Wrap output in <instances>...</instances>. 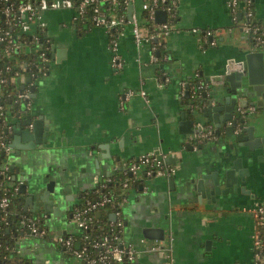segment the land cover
I'll use <instances>...</instances> for the list:
<instances>
[{"label": "crops", "instance_id": "crops-1", "mask_svg": "<svg viewBox=\"0 0 264 264\" xmlns=\"http://www.w3.org/2000/svg\"><path fill=\"white\" fill-rule=\"evenodd\" d=\"M142 1L134 2L133 13L141 35L147 36ZM226 1L177 0L176 19L163 38L167 53L158 63L149 62L147 43L136 46L131 24H124L116 37L123 63L119 70L111 65L110 38L103 28L81 25L73 10L43 13L45 67L47 63L50 67L34 82L29 108L33 119L41 117L48 127L47 141L41 148L21 150L18 156L12 150L5 165L12 178L16 175L38 193L47 180L54 181L51 211L39 210L47 216L51 236L76 235L72 210L83 193L134 157L153 151L162 153L174 172L151 177L138 172L139 185L129 190L121 207L123 241L135 247L136 263L253 264L254 221L245 210L264 202V178L255 180L250 173L251 180L238 179L230 195L214 203L205 198L194 203V193L188 191L191 178L199 171H214L215 161L228 151V141L203 143L202 137L182 133L179 126L182 119L193 118L181 99V84L185 87L200 76L209 88L210 77L222 73L227 60L239 59V51L252 46L233 22ZM252 2L255 19L264 23V0ZM205 31L210 33L206 38ZM37 204L41 206L40 201ZM150 227L163 229V239L145 238L142 231ZM151 245H169L173 262L162 249L148 251ZM15 247L21 264H83L49 239L25 235Z\"/></svg>", "mask_w": 264, "mask_h": 264}, {"label": "built area", "instance_id": "built-area-1", "mask_svg": "<svg viewBox=\"0 0 264 264\" xmlns=\"http://www.w3.org/2000/svg\"><path fill=\"white\" fill-rule=\"evenodd\" d=\"M6 4L0 6V14L4 18V25L0 23V45L2 46V55L6 57L9 62L15 60L13 52H21L27 54L29 51H35L40 53L41 65L38 70L45 67V62L47 60V47L42 48L41 42H39L38 37L33 34L32 40H24L23 35L29 34L32 30L44 31L45 23L43 22V13L49 10H60L67 9L73 10L75 13L74 19L81 20L86 15L87 11L91 10V20L94 27L103 28L109 35L113 36L109 40V47L111 50V65L119 70L122 68L123 63L118 53V46L116 37L119 35L122 26L124 24V18L118 16L114 13H106L102 11L101 7L104 4H115L119 3L128 7L134 4L136 0H4ZM177 5V0H143L141 3V10L149 18L153 19L155 13L158 9H162L166 16L167 14H173L175 7ZM227 8L231 12L233 22H236L237 16L240 19L241 31L249 42L254 46H260L264 48V31L258 33L259 28L257 25L252 23L254 20V10L252 0H227ZM128 20V19H127ZM128 22L132 26L133 40L136 46H140L143 43H147L150 58L149 62H155V56L153 52L156 50L155 46L152 44V39H157L159 35L165 36L171 30L166 21L161 23L162 32L156 35L142 36L139 30V18L135 13H132L131 20ZM5 26H10L9 30ZM12 26L16 27L13 31ZM193 32H198L197 29H192ZM210 33L204 32L203 37H208ZM23 37V38H22ZM22 47L25 50L22 52ZM14 69H13V68ZM46 68V67H45ZM7 71H12L10 79H7L1 74L0 68V123L5 129L10 130L11 122L8 121L6 109L3 107V97H4V86L7 82H16L18 86H23V88H18L16 91L15 102L22 101L28 108L31 104V91L30 87L34 85L32 76L26 74L28 69L27 62L16 61L14 64H7L5 68ZM4 71V70H2ZM46 71V70H45ZM44 71V72H45ZM43 72V73H44ZM30 77V81L27 82L26 78ZM208 84L205 81H199L196 85L197 90H207ZM181 88V96L185 93V87L183 84ZM146 99V94L144 91L139 93ZM9 95V93L7 94ZM132 93H128L122 98V102L131 96ZM248 111H252L253 107H249ZM244 109H239L237 112L243 113ZM12 116H10L11 118ZM210 127H205V132L203 136H211ZM7 134L0 132V152L5 153V155L10 154L12 151L9 141L7 140ZM124 173L129 175H134L137 177L138 172L144 171L147 177L151 176H170L174 169L168 167L165 163V156L159 152H147L138 155L131 159L125 167L122 168ZM111 180L110 175H105L98 181L97 185L104 187L105 182ZM21 183V182H20ZM121 185L126 189L129 185V178L124 177L121 181ZM123 203L120 208L126 203V198L123 199ZM10 199L3 196L0 199V208H6L9 205ZM111 201L108 194L102 193L98 200L86 202V207L83 209L76 208L72 213V218L76 223L79 231H85L88 228V224L93 220L92 214L98 208L105 207L107 203ZM254 221V231L252 235V247H253V264H259V259L264 255V202H260L252 207L245 210ZM115 220L110 221V231L115 228L119 230L123 227V218L121 216V209H118L115 213ZM39 221L31 216L21 215L17 222V229L21 230V236H30L33 238H45L52 240L54 243L59 245L65 252L70 254L76 260L82 262L83 264H138L136 263L137 251L132 244L125 243L118 235H103L98 239H89L87 234H84L80 238L72 234H59L51 236L49 229L40 227ZM20 236V237H21ZM162 249L165 252L166 258L173 262V257L171 255V248L169 245L164 247H157L151 245L147 247L148 251H156ZM16 254L18 250L16 249ZM0 264H4L0 260Z\"/></svg>", "mask_w": 264, "mask_h": 264}, {"label": "water", "instance_id": "water-1", "mask_svg": "<svg viewBox=\"0 0 264 264\" xmlns=\"http://www.w3.org/2000/svg\"><path fill=\"white\" fill-rule=\"evenodd\" d=\"M133 9V4L127 7L128 20H131ZM165 16L163 10H157L155 13V19H159L161 23L165 21ZM253 47L252 45L249 49L239 51V59L227 60L224 71L217 77H210L209 92H202L203 105L197 108L186 103L193 118L189 121L184 119L180 121L179 126L183 127L180 132L197 134L203 138V143L211 142L216 145L223 140L228 141V151L215 161L216 169L209 174L199 171L191 178L188 191L194 193V203L201 204L204 198L207 203H214L217 198L230 195L231 187L236 191L238 179L246 181L250 173L255 180L257 176L264 178V51ZM58 55L59 51L56 56ZM50 57L52 58V55ZM46 67L49 68L50 63H47ZM30 80L28 76L26 81ZM34 87V85L30 87L31 98L35 97ZM20 106L27 114L23 116L24 118L19 113L12 116L10 130L5 129L11 149L13 151L15 149V156L20 155L21 150L43 147L48 134V127H44L43 119L41 117L33 119L31 109L24 103ZM250 106L255 107V110L248 111L247 108ZM239 109L245 110L242 116H238ZM14 118L20 119L16 121ZM205 122L211 123L210 135H214V138L209 135L203 136ZM220 128L224 129V134ZM21 141L24 144L19 145L18 142ZM13 167L11 164L10 169ZM13 179L18 178L14 175ZM248 179L251 180L250 177ZM168 180L170 182L172 178ZM20 182L19 192L24 194L23 211H29L28 208L30 212L43 209L49 213L53 207L49 196L53 192L54 181L47 180L41 193L29 189L26 183ZM38 201L41 202V206L37 204ZM109 219L115 220V216L111 214ZM142 233L148 239H163L161 228H145Z\"/></svg>", "mask_w": 264, "mask_h": 264}, {"label": "trees", "instance_id": "trees-1", "mask_svg": "<svg viewBox=\"0 0 264 264\" xmlns=\"http://www.w3.org/2000/svg\"><path fill=\"white\" fill-rule=\"evenodd\" d=\"M6 2L4 0H0V6H4ZM102 11L108 13H114L118 16H122L124 18V24L128 23L127 20V7L123 4L115 3V4H104L101 7ZM254 10V9H253ZM92 11H87L86 15L83 19L79 20L81 25H85L87 28L94 27V24L91 20ZM142 22L148 29V35H156L162 32L161 30V23H157L154 19L149 18L146 14H142ZM255 18V17H254ZM176 16L173 14H167L166 16V23L172 27ZM0 23L4 25V18L0 14ZM236 25L241 26L240 19L237 16ZM254 25H257L259 28L258 33L264 31V23L259 22L258 20H252ZM123 24V25H124ZM8 30L10 26H5ZM13 31L16 30V27L12 26ZM35 34L38 37L39 42H41V47L45 48L46 45L43 43V31H36L32 30L29 34H24V40L30 41L32 40V35ZM22 37V38H23ZM113 36L109 37L112 38ZM164 36L159 35L157 39H152V44L155 46L156 50L153 52L155 56V62H160L162 57L166 55V47L163 42ZM2 46L0 45V68L1 74L5 76L7 79L11 78L12 70L7 71L3 68L9 63L14 64L16 61H24L28 64V69L26 74L32 76L33 82H36L37 77L43 75V72L46 68H42L38 70V67L41 65V58L40 53L35 51H29L27 54L14 51L13 55L15 60L9 62L6 57L2 55ZM159 54V55H158ZM4 70V71H2ZM201 80L200 76H197L193 81L188 83L185 86V93L181 96L182 100H186L185 103L188 102L189 105H193L194 107H200L203 105L204 99L202 97L203 90H197L196 85ZM206 82V81H205ZM207 83V82H206ZM20 86L17 85L16 82H7L4 86V97H3V107L7 109V107L11 106L13 109L7 115L8 121H10V116H15L17 113L20 115H25V111L21 109L20 104L23 103L22 101L15 102L16 91ZM207 90H210L208 88ZM188 92V94H187ZM9 93V95H7ZM0 132L4 134L5 127L0 123ZM7 159V155H2L0 152V199L3 196H6L10 199L9 205L6 208H0V260L4 264H21V257L16 254V240L21 236V230L17 229V222L21 215L31 216L39 221V226L43 228H47V216L43 212H30V211H23V201H24V194L19 192V185L20 181L18 179H13L11 177L12 172L8 170L6 167L5 162ZM138 175V174H137ZM11 177V178H10ZM124 177L129 178V185L126 189H124L121 185V181ZM111 180L109 182L104 183V187L98 186L93 187L91 190L87 191L86 194L83 193L81 199L79 200L78 204L73 208V211L78 209H83L86 207V202L88 200L95 201L98 200L102 193L108 194L111 201L106 204L105 207L98 208V210L94 211L92 214L93 220L88 224V228L85 231H78V233L74 236L76 238L82 237L84 234H87L89 239H98L103 235L108 234L111 235H118L123 240V227L119 230L115 228L113 231H110V215L115 213L120 208V205L123 203V199H128L129 190H135L138 185V178L134 175H129L124 173V170H119L114 174L110 175ZM99 212V215H97ZM47 239V237L43 238ZM129 264V263H125ZM259 264H264V255H262L259 259Z\"/></svg>", "mask_w": 264, "mask_h": 264}, {"label": "flooded vegetation", "instance_id": "flooded-vegetation-1", "mask_svg": "<svg viewBox=\"0 0 264 264\" xmlns=\"http://www.w3.org/2000/svg\"><path fill=\"white\" fill-rule=\"evenodd\" d=\"M250 107H253V106H250ZM248 108H249V107H248ZM248 108H247V109H248ZM254 110H255V107H253V110H252V111H254ZM238 116H242V113H239V112H238ZM212 136H213L212 138H214V135H212Z\"/></svg>", "mask_w": 264, "mask_h": 264}, {"label": "rangeland", "instance_id": "rangeland-1", "mask_svg": "<svg viewBox=\"0 0 264 264\" xmlns=\"http://www.w3.org/2000/svg\"><path fill=\"white\" fill-rule=\"evenodd\" d=\"M25 50V47H22V52ZM38 212H40V211H38Z\"/></svg>", "mask_w": 264, "mask_h": 264}]
</instances>
